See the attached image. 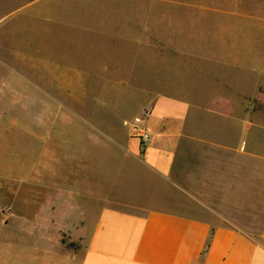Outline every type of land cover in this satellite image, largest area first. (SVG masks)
I'll use <instances>...</instances> for the list:
<instances>
[{
	"label": "crops",
	"instance_id": "0c3cea01",
	"mask_svg": "<svg viewBox=\"0 0 264 264\" xmlns=\"http://www.w3.org/2000/svg\"><path fill=\"white\" fill-rule=\"evenodd\" d=\"M173 32L148 42V50L183 53L186 31ZM59 60L51 53L41 59L39 130L56 126L57 116L59 125L78 127L73 144L65 127L61 141L43 147L41 163L57 172L45 168L30 178L40 188L38 205H10L0 264H264V101L257 94L238 88L210 95L209 84L219 80L235 90L215 74L190 90L176 79L186 71L174 69L178 85L151 93L133 120L144 119L140 129L126 127L123 108L100 118L97 109L80 107L85 94L78 92L71 112L89 118L81 123L49 107L48 99L68 98L70 84L83 83L59 74ZM99 78L88 83H112ZM0 83V95L14 91V79ZM141 129L151 137L144 147Z\"/></svg>",
	"mask_w": 264,
	"mask_h": 264
},
{
	"label": "rangeland",
	"instance_id": "374dc122",
	"mask_svg": "<svg viewBox=\"0 0 264 264\" xmlns=\"http://www.w3.org/2000/svg\"><path fill=\"white\" fill-rule=\"evenodd\" d=\"M138 31L144 35L138 37ZM173 31H186L183 53L148 50V42L159 35L166 41ZM48 53L62 58L59 74L83 82L70 84L75 92L64 85L68 98L48 99L49 107L81 123L89 118L71 112V96L78 92L85 94L80 107L97 109L100 118L108 108H123L126 127L140 129L144 119L133 120L147 108L151 93L178 85L174 69L186 71L176 79L186 80L190 90L205 86L201 81L215 74L231 79L235 90L219 80L209 84L210 95L245 88L264 101V0H0V80L14 79V91L0 95V236L7 235L11 204L38 205L40 188L30 186L37 184L30 178L45 168L57 172V166L41 163L43 147L61 141L65 127L70 130L66 141L72 142V129L78 127L59 125L57 116L56 126L44 134L39 130L45 121L40 116V64ZM103 62L110 65L105 72ZM104 75L112 83H88ZM170 76L171 84L162 83Z\"/></svg>",
	"mask_w": 264,
	"mask_h": 264
},
{
	"label": "built area",
	"instance_id": "2783aa9c",
	"mask_svg": "<svg viewBox=\"0 0 264 264\" xmlns=\"http://www.w3.org/2000/svg\"><path fill=\"white\" fill-rule=\"evenodd\" d=\"M138 137L140 140L141 147H144L151 139L149 132L146 131L145 129H141L139 131Z\"/></svg>",
	"mask_w": 264,
	"mask_h": 264
}]
</instances>
